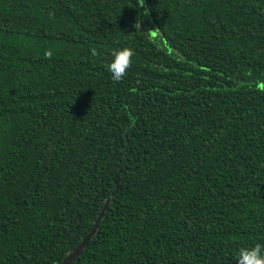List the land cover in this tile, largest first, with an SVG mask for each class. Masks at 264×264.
<instances>
[{
	"label": "trees",
	"instance_id": "trees-1",
	"mask_svg": "<svg viewBox=\"0 0 264 264\" xmlns=\"http://www.w3.org/2000/svg\"><path fill=\"white\" fill-rule=\"evenodd\" d=\"M261 85L264 0H0V264L264 245Z\"/></svg>",
	"mask_w": 264,
	"mask_h": 264
},
{
	"label": "clouds",
	"instance_id": "clouds-1",
	"mask_svg": "<svg viewBox=\"0 0 264 264\" xmlns=\"http://www.w3.org/2000/svg\"><path fill=\"white\" fill-rule=\"evenodd\" d=\"M134 52L131 48H121L115 52L106 70L114 81H120L129 69ZM237 264H264V245L241 248L235 256Z\"/></svg>",
	"mask_w": 264,
	"mask_h": 264
},
{
	"label": "water",
	"instance_id": "water-1",
	"mask_svg": "<svg viewBox=\"0 0 264 264\" xmlns=\"http://www.w3.org/2000/svg\"><path fill=\"white\" fill-rule=\"evenodd\" d=\"M106 205H107V202H106L105 206ZM102 212L99 214V217L97 218V220H96L95 224L93 225L92 229L90 230L89 234L83 239V241L72 252H70L68 255H66L59 264H69L77 255H79L81 253L84 246L87 244L90 237L92 236L95 229L97 228L98 222L100 220V216L102 215ZM231 264H236V263H231Z\"/></svg>",
	"mask_w": 264,
	"mask_h": 264
},
{
	"label": "rangeland",
	"instance_id": "rangeland-1",
	"mask_svg": "<svg viewBox=\"0 0 264 264\" xmlns=\"http://www.w3.org/2000/svg\"><path fill=\"white\" fill-rule=\"evenodd\" d=\"M231 263H236V264H237V262H236V261H233V262H229V263H226V264H231Z\"/></svg>",
	"mask_w": 264,
	"mask_h": 264
},
{
	"label": "snow or ice",
	"instance_id": "snow-or-ice-1",
	"mask_svg": "<svg viewBox=\"0 0 264 264\" xmlns=\"http://www.w3.org/2000/svg\"><path fill=\"white\" fill-rule=\"evenodd\" d=\"M261 87H264V85H261Z\"/></svg>",
	"mask_w": 264,
	"mask_h": 264
}]
</instances>
